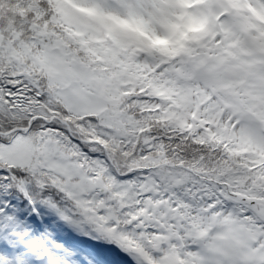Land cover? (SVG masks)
<instances>
[{
  "label": "snow or ice",
  "instance_id": "obj_1",
  "mask_svg": "<svg viewBox=\"0 0 264 264\" xmlns=\"http://www.w3.org/2000/svg\"><path fill=\"white\" fill-rule=\"evenodd\" d=\"M0 264H264V0H0Z\"/></svg>",
  "mask_w": 264,
  "mask_h": 264
}]
</instances>
